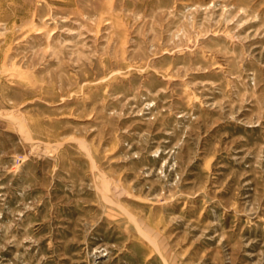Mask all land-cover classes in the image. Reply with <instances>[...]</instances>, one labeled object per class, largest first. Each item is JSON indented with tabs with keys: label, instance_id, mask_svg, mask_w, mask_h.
Masks as SVG:
<instances>
[{
	"label": "rangeland",
	"instance_id": "obj_1",
	"mask_svg": "<svg viewBox=\"0 0 264 264\" xmlns=\"http://www.w3.org/2000/svg\"><path fill=\"white\" fill-rule=\"evenodd\" d=\"M0 264H264V0H0Z\"/></svg>",
	"mask_w": 264,
	"mask_h": 264
}]
</instances>
